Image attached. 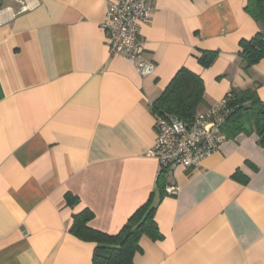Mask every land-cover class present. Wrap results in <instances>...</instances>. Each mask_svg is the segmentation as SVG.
I'll return each mask as SVG.
<instances>
[{
  "label": "crops",
  "instance_id": "0c3cea01",
  "mask_svg": "<svg viewBox=\"0 0 264 264\" xmlns=\"http://www.w3.org/2000/svg\"><path fill=\"white\" fill-rule=\"evenodd\" d=\"M115 1L0 0V264H91L96 244L70 233L72 216L89 209V227L115 234L148 200L162 237L143 234L132 264H264L255 132L226 137L197 168L173 165L176 194L159 195L150 155L151 105L181 67L203 81L197 112L231 88L264 101V58L240 56L260 30L246 0H148L144 77L109 51L101 22ZM204 51L217 53L208 67Z\"/></svg>",
  "mask_w": 264,
  "mask_h": 264
},
{
  "label": "trees",
  "instance_id": "16d2710c",
  "mask_svg": "<svg viewBox=\"0 0 264 264\" xmlns=\"http://www.w3.org/2000/svg\"><path fill=\"white\" fill-rule=\"evenodd\" d=\"M244 11L259 25L260 30L251 38L239 41L240 56L246 66L258 63L264 58V0H246ZM215 51H204L198 58L203 67L215 60ZM227 101L231 108L222 126L226 137L239 133L255 132L259 143L264 146V101L260 100L254 88L229 90ZM204 85L202 79L188 69L181 67L171 78L161 94L153 101L151 110L158 116L175 115L189 122L203 103ZM236 177V174L233 175ZM168 171H158L156 188L164 195L168 184ZM65 200L74 205L78 198L67 193ZM154 209L151 201L137 208L115 234H108L87 225L93 213L89 209L72 216L69 228L71 234L83 240L94 242L95 249L91 264H132L133 256L140 251L139 238L145 234L153 240L162 237L154 221Z\"/></svg>",
  "mask_w": 264,
  "mask_h": 264
},
{
  "label": "built area",
  "instance_id": "2783aa9c",
  "mask_svg": "<svg viewBox=\"0 0 264 264\" xmlns=\"http://www.w3.org/2000/svg\"><path fill=\"white\" fill-rule=\"evenodd\" d=\"M149 18L148 0H117L108 4L101 22L108 35L110 53L123 56L142 77L154 70V65L142 58L144 45L138 36L139 24ZM229 97L227 92L216 103L196 112L189 122L175 115L156 117L150 155L157 160L159 171L169 172L173 165L197 168L205 157L219 149L226 140L222 126L231 111L227 105ZM177 190L172 181L165 186L167 194H176Z\"/></svg>",
  "mask_w": 264,
  "mask_h": 264
}]
</instances>
